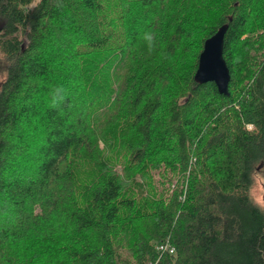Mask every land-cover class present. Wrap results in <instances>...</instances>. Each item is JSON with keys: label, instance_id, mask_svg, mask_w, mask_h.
Returning <instances> with one entry per match:
<instances>
[{"label": "trees", "instance_id": "trees-1", "mask_svg": "<svg viewBox=\"0 0 264 264\" xmlns=\"http://www.w3.org/2000/svg\"><path fill=\"white\" fill-rule=\"evenodd\" d=\"M258 170L264 0H0V264H264Z\"/></svg>", "mask_w": 264, "mask_h": 264}, {"label": "water", "instance_id": "water-1", "mask_svg": "<svg viewBox=\"0 0 264 264\" xmlns=\"http://www.w3.org/2000/svg\"><path fill=\"white\" fill-rule=\"evenodd\" d=\"M226 29L227 24L221 25L212 36L204 41L194 80L198 83L212 81L219 93L227 95L230 73L223 58V41Z\"/></svg>", "mask_w": 264, "mask_h": 264}, {"label": "rangeland", "instance_id": "rangeland-1", "mask_svg": "<svg viewBox=\"0 0 264 264\" xmlns=\"http://www.w3.org/2000/svg\"><path fill=\"white\" fill-rule=\"evenodd\" d=\"M254 177L255 179L251 188V196L255 202L264 208V178L259 170L254 173Z\"/></svg>", "mask_w": 264, "mask_h": 264}, {"label": "built area", "instance_id": "built-area-1", "mask_svg": "<svg viewBox=\"0 0 264 264\" xmlns=\"http://www.w3.org/2000/svg\"><path fill=\"white\" fill-rule=\"evenodd\" d=\"M159 249H160V250H167V251H169L170 253L173 252V248H172V247H169V246L164 245V244L159 245Z\"/></svg>", "mask_w": 264, "mask_h": 264}]
</instances>
